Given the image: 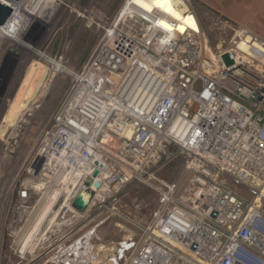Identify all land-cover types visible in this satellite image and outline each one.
<instances>
[{"label":"built area","instance_id":"2783aa9c","mask_svg":"<svg viewBox=\"0 0 264 264\" xmlns=\"http://www.w3.org/2000/svg\"><path fill=\"white\" fill-rule=\"evenodd\" d=\"M132 1L124 0L111 19L94 22L102 30L100 43L70 73L29 179L18 189V229L9 235L18 237L38 205V183L51 184L59 172L76 175L91 199L81 211L72 205L78 190L68 203L61 198L53 206L61 214L40 227L34 250L14 243V252L23 264H41L43 256L45 264H67V256L72 263L70 247L114 220L122 240L103 242L114 255L99 264H201L166 237L208 264H264V72L254 63L264 57V38L218 15L219 29L233 35L209 60L207 36L187 0L199 26L183 32L178 20ZM64 2L59 9L72 8ZM241 40L252 52L248 59L235 50ZM225 53L232 64L223 60ZM175 160L185 171L179 183L168 185L156 171ZM189 174L190 183L179 192ZM95 181L98 188L87 185ZM137 183L160 195L149 218L131 217L120 203Z\"/></svg>","mask_w":264,"mask_h":264},{"label":"rangeland","instance_id":"374dc122","mask_svg":"<svg viewBox=\"0 0 264 264\" xmlns=\"http://www.w3.org/2000/svg\"><path fill=\"white\" fill-rule=\"evenodd\" d=\"M123 1L70 0L72 8L60 9L57 20L49 27L37 23L38 27L24 30L21 37L25 46H17L6 36L0 40V235L4 236L0 240L2 263H20L19 257L11 248L14 240L16 243L21 242L22 235L19 233L17 238L8 235L10 231L18 229L15 221L18 212L17 192L21 184L28 181L27 170L36 154L41 136L51 126L54 112L71 84L70 74L61 72L56 76L50 90L44 91L54 67L47 58L33 53L32 48L63 62L73 71L79 70L102 37V30L94 22L114 17ZM196 6L199 11L196 15L207 36L206 42L212 47L207 50L206 57L214 60L215 52L228 46L233 31L219 29L215 19L218 14L214 10L199 4ZM188 17L192 19L188 20ZM185 21L195 25L191 14L186 16ZM242 53L241 58L248 59L245 55L249 53ZM257 61L264 65L259 58ZM256 68L259 72H264V66ZM12 109L15 111L11 115ZM184 171V163L175 160L158 169L156 175L168 185H175L182 179ZM191 177L192 174L187 176L179 192L190 183ZM37 186L41 200L48 185L39 182ZM228 186L245 194L249 199L252 198L245 188L233 181H229ZM33 197L36 198L37 195L33 193ZM120 203L127 204L125 211L131 217L149 218L160 204V195L145 184L137 183L121 195ZM35 212L34 209L25 227L30 226ZM101 230L108 238H117L120 232L114 220L105 223ZM90 234L86 235L85 241H77L81 243L82 249L79 260L67 264H88L90 260L97 258L90 251ZM98 245L108 248L103 242ZM112 250L110 248V251L99 253L98 260L93 262L99 264L104 257L110 254L113 256ZM111 260L114 262V257Z\"/></svg>","mask_w":264,"mask_h":264},{"label":"bare ground","instance_id":"6f19581e","mask_svg":"<svg viewBox=\"0 0 264 264\" xmlns=\"http://www.w3.org/2000/svg\"><path fill=\"white\" fill-rule=\"evenodd\" d=\"M2 1L13 7L14 13L5 26H0V40L2 39V37L5 36L10 37L16 43L17 46L20 45L25 46V42L23 41L21 36L24 33V30L27 28L28 24L34 23L32 27H38L39 26L38 24L42 23L45 24L47 27H49L55 21V19L59 14V10L61 9V8L59 9V6L64 5L65 3L64 0H2ZM132 2L137 6L142 7L140 3H137V0H133ZM142 2L151 5L152 10L154 8H157V10L163 11L167 17H171L178 20L180 24L179 28L181 27H183V29H186L187 27L197 28L199 26L195 14L188 12L189 1L187 3L186 0H171V5L173 10L179 13L180 17H182L183 19H177L176 16H173L171 13L156 6L154 0H142ZM189 14L192 15L195 21L194 26L185 21L186 16ZM208 49L209 50L212 49V47L209 44H207V50ZM32 50H34L33 53H35L36 55L47 58L53 64L54 67V71L49 76L44 91L50 90L51 85L55 82L54 80L58 75V73L60 74L62 72V73L70 74L73 72V70H71L63 62L57 61L49 57L48 55H46V53L41 52L38 49L32 48ZM235 50L237 51L239 58H241L240 53L242 52L245 53L247 52L249 53L250 56H253L249 46L243 40L237 42V47L235 48ZM258 58L260 62L264 64V57H256L255 60H257ZM30 77H32V75H30ZM14 111L15 109L11 110V115L14 113ZM74 176L76 175H73L71 173L59 172L52 180V183L48 184L44 197L39 201L38 205L35 207L36 212L34 219L32 220V223L30 224V226L23 228V230L21 231V235H22L21 242L16 243L20 246L23 245L24 248L23 250H25L26 248H30L31 251L34 250L35 242L37 241L36 239L39 237V236L37 237V234L40 230V227L44 226L47 220L50 219L48 225H52L54 224V222H56L58 216L61 214L60 213L61 211L60 209L57 208L54 209L53 208L54 204H56L61 198L62 201L68 203V200L70 199V196L74 190H78L79 192L86 189L84 187H79V184L74 178ZM166 240L175 248H179L184 254H186L190 258L196 260L201 264H208V261L203 256L197 254L194 250L183 245L181 242L170 237H166ZM70 251H72L76 257L75 259H73V262L79 260V258L82 255L81 243L75 242L70 247ZM171 251L174 252L173 250ZM65 262L71 263L68 256L65 258Z\"/></svg>","mask_w":264,"mask_h":264},{"label":"crops","instance_id":"0c3cea01","mask_svg":"<svg viewBox=\"0 0 264 264\" xmlns=\"http://www.w3.org/2000/svg\"><path fill=\"white\" fill-rule=\"evenodd\" d=\"M187 1H189V5L194 10L195 14L199 13V11L197 10L198 7L196 5L197 4L203 5L207 8L214 10L216 14L230 20L235 26L241 27L244 30L251 31L264 38V0H187ZM245 56L248 58V56L250 55H245ZM254 63L256 67L264 66L262 64H259L257 60ZM122 235L123 233L119 232V236L117 238H108L107 236H105L101 228L98 230V232L92 233L88 241L91 247L90 251L93 253L94 250L98 248V251L96 253L97 258L93 260H98L99 253L107 252V248L104 245H98L97 242L120 241L122 240ZM11 237L13 236L11 235ZM3 238L4 236L0 235V240ZM14 243H16V240H14L13 244ZM11 250L14 252L13 248H11ZM14 254L17 255L15 252ZM45 257L46 256H43L41 259H39L38 263L45 264L44 261ZM19 261H20L19 264H23V262H21V259ZM0 264H9V263L7 262L2 263L0 258Z\"/></svg>","mask_w":264,"mask_h":264},{"label":"water","instance_id":"95a60500","mask_svg":"<svg viewBox=\"0 0 264 264\" xmlns=\"http://www.w3.org/2000/svg\"><path fill=\"white\" fill-rule=\"evenodd\" d=\"M13 13H14L13 8L10 5L4 3L2 0H0V26H5L6 23L10 20ZM222 58L227 65H230L234 62L230 58V55L228 53L223 54ZM261 98L262 96L259 97V99ZM98 173L99 171L98 169H96L94 175L96 176ZM87 185H91L92 189H96L100 186V183L98 181H95L93 183L87 182ZM91 196H92L91 190L89 189H84L82 191H79L72 202L73 207L81 211L85 210L87 204L91 199Z\"/></svg>","mask_w":264,"mask_h":264},{"label":"snow or ice","instance_id":"6c2138e0","mask_svg":"<svg viewBox=\"0 0 264 264\" xmlns=\"http://www.w3.org/2000/svg\"><path fill=\"white\" fill-rule=\"evenodd\" d=\"M137 3H140L142 7L148 9V11L152 10V6L147 4V3H143L142 0H137ZM154 3L156 6L164 9L165 11L171 13L173 16H176L177 19H183L182 17H180L179 13L175 12L172 8L171 5V0H154ZM191 17H188V20H191ZM160 23L163 25V27L167 28V29H171V25H168L166 23H164L163 21H160ZM194 26V25H193ZM180 31L183 32L184 29L183 27L180 28ZM205 95H207V93H205Z\"/></svg>","mask_w":264,"mask_h":264}]
</instances>
